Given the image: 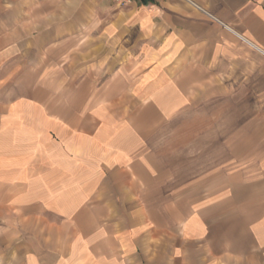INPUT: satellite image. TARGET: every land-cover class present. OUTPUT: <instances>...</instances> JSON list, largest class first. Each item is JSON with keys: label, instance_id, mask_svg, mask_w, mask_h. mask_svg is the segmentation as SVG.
Wrapping results in <instances>:
<instances>
[{"label": "crops", "instance_id": "obj_1", "mask_svg": "<svg viewBox=\"0 0 264 264\" xmlns=\"http://www.w3.org/2000/svg\"><path fill=\"white\" fill-rule=\"evenodd\" d=\"M143 1L0 0V264H264V0Z\"/></svg>", "mask_w": 264, "mask_h": 264}, {"label": "rangeland", "instance_id": "obj_2", "mask_svg": "<svg viewBox=\"0 0 264 264\" xmlns=\"http://www.w3.org/2000/svg\"><path fill=\"white\" fill-rule=\"evenodd\" d=\"M223 134L217 129L165 130L156 139L157 150L173 166L178 180L184 181L216 164L221 156Z\"/></svg>", "mask_w": 264, "mask_h": 264}, {"label": "built area", "instance_id": "obj_3", "mask_svg": "<svg viewBox=\"0 0 264 264\" xmlns=\"http://www.w3.org/2000/svg\"><path fill=\"white\" fill-rule=\"evenodd\" d=\"M134 0H114L115 4L118 6H127L131 4Z\"/></svg>", "mask_w": 264, "mask_h": 264}, {"label": "trees", "instance_id": "obj_4", "mask_svg": "<svg viewBox=\"0 0 264 264\" xmlns=\"http://www.w3.org/2000/svg\"><path fill=\"white\" fill-rule=\"evenodd\" d=\"M143 2H145V3H146L147 1H145V0H144Z\"/></svg>", "mask_w": 264, "mask_h": 264}]
</instances>
